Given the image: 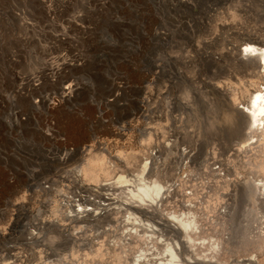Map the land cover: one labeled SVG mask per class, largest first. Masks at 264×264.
<instances>
[{
	"label": "rangeland",
	"instance_id": "374dc122",
	"mask_svg": "<svg viewBox=\"0 0 264 264\" xmlns=\"http://www.w3.org/2000/svg\"><path fill=\"white\" fill-rule=\"evenodd\" d=\"M245 38L264 0H0V264H264Z\"/></svg>",
	"mask_w": 264,
	"mask_h": 264
},
{
	"label": "bare ground",
	"instance_id": "6f19581e",
	"mask_svg": "<svg viewBox=\"0 0 264 264\" xmlns=\"http://www.w3.org/2000/svg\"><path fill=\"white\" fill-rule=\"evenodd\" d=\"M256 43H259V42L255 38H245V39L241 40V43H240L241 49L239 51L240 53L236 54V57H235V59H237V61L241 65V68H242L241 71H244V70L247 71L249 69L250 70L256 69V71L258 70V73L259 72L264 73V49H262L258 46H255ZM212 59H215V58L213 57ZM241 71H240V73H241ZM236 110H237L236 114L238 115V118H237L238 124H236V125L239 126L238 127L239 128L238 136L243 138V139L241 138L240 140L241 141L243 140L244 143H246L245 141L249 142V140H250L251 144H253L254 142L256 143V142L261 141V144L259 143L261 148L258 149L259 151H257V152H259L258 154H260V156H259L260 158H259V160H257L255 166H256V168L257 167L262 168L264 166V86H262L261 88L257 87L255 89H251L247 101L244 104H242L241 106H239ZM235 123H236L235 121H233V123L230 121V125H232V124L235 125ZM245 130H247V131L245 132ZM240 143H242V142H240ZM247 144L248 143H246V145ZM243 146H245V145H243ZM90 154L91 153L87 154V157L84 158V160L82 162L81 169L79 171V173H81V175L84 178L95 177L96 174L99 173V171H103L101 157H99V155H90ZM142 165H143L142 169L146 167L144 164H142ZM123 179L124 178L119 176L116 181L122 182V181H124ZM146 184H148V183H146ZM142 185H141L142 187L137 192H132L129 190L130 191L129 197L131 196L132 200L136 199L135 201H137V202H142V201H144V199L146 200V198H149V200H153L152 196L153 195L156 196L159 192L160 187L158 186V184L157 185H156V183L153 184L152 185L153 187L150 185H144V183ZM251 185H253V184H251ZM249 191L251 192V190H249ZM152 193H153V195H152ZM243 193H245V191H242V194ZM245 195H246V193H245ZM243 196H244V194H243ZM131 198L129 200H131ZM154 198L156 199V197H154ZM132 200H131V202H132ZM177 217H172V220H174V222H176L177 225L179 224L178 226H180V228L182 230L186 231L187 228L189 227V223L187 221H185L183 218L180 219ZM187 240H188V237H187ZM168 250H170V251H168ZM168 250H167L168 251L167 254L170 255V257H169L170 259L168 261H170V263L172 264L174 262L175 258L177 259V257H175V254H174L175 252L173 253L171 251L172 249L169 248ZM168 264H169V262H168ZM176 264H177V262H176Z\"/></svg>",
	"mask_w": 264,
	"mask_h": 264
}]
</instances>
